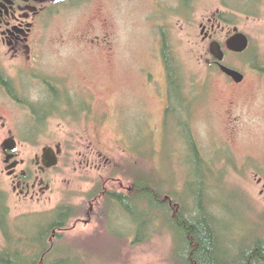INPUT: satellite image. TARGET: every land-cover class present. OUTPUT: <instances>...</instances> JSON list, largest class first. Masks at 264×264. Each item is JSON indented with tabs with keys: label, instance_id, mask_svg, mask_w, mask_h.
Masks as SVG:
<instances>
[{
	"label": "rangeland",
	"instance_id": "rangeland-1",
	"mask_svg": "<svg viewBox=\"0 0 264 264\" xmlns=\"http://www.w3.org/2000/svg\"><path fill=\"white\" fill-rule=\"evenodd\" d=\"M87 1L64 8L50 22L34 61L4 63L7 71L72 78L93 116L78 122L55 118L40 127L30 110L0 95V189L10 197L12 218L77 210L69 230L61 232L69 239L61 252L69 264H174L173 235L163 232L135 246L134 221L119 208L114 220L103 213V192L129 196L135 180L147 175L153 185L165 183L157 184L158 191L195 198L197 188L209 194L195 174L201 170L208 177L213 167L210 208L227 223L230 249L238 252L245 240L264 235V74L254 66L258 58L264 62V0ZM218 21L223 26L217 25L216 41L226 50L238 29L251 38L249 52H230L225 62L246 76L242 84L221 70L213 42L205 41L203 25ZM166 39L189 80L185 105L171 104ZM30 86L37 100L43 85ZM191 135L208 166L195 164L187 149ZM13 137L31 168L46 149H62L48 194L34 200L16 193L4 151ZM122 185L132 192L121 191ZM5 248L0 230V253Z\"/></svg>",
	"mask_w": 264,
	"mask_h": 264
},
{
	"label": "trees",
	"instance_id": "trees-1",
	"mask_svg": "<svg viewBox=\"0 0 264 264\" xmlns=\"http://www.w3.org/2000/svg\"><path fill=\"white\" fill-rule=\"evenodd\" d=\"M235 9L242 12L240 8ZM163 54L171 85V104L178 100L185 105L189 80L168 39ZM254 66L264 74V62L259 58ZM190 139L187 149L194 152L195 164L200 162L201 168L203 164L208 166L196 138L191 135ZM200 171L195 177H198L201 188H209V194L205 188L195 187V198L181 200L176 193L165 194L157 190V184L163 188L165 183L156 181L153 185L147 175H142L135 180L133 193L129 196L109 191L103 200V213L111 219L117 215L119 208L134 221L135 246L153 241L157 235L168 231L175 241L174 264H264V235L256 234V237L245 240L242 251L235 256L228 252L225 247L226 231L229 232L228 226L226 230L227 223L210 208V191L215 186H209L208 179L214 177L217 171L212 167L208 177ZM147 182L153 189L148 187ZM148 194L152 195V202L148 201ZM97 202H102V199ZM78 216L77 210L62 207L52 216L45 214L14 220L10 197L0 189V230L6 239V248L0 253V264H69L68 255L61 254L63 244L69 239L61 232L68 231L69 223ZM58 255L62 256L59 258Z\"/></svg>",
	"mask_w": 264,
	"mask_h": 264
},
{
	"label": "flooded vegetation",
	"instance_id": "flooded-vegetation-1",
	"mask_svg": "<svg viewBox=\"0 0 264 264\" xmlns=\"http://www.w3.org/2000/svg\"><path fill=\"white\" fill-rule=\"evenodd\" d=\"M87 2V0H0V95L30 110L37 126H48L55 118L77 120V122L85 121L87 118L91 120L93 116H88L89 102L87 103L86 94L82 88L77 90L72 86L70 77L44 76L45 74L38 72L7 71L4 63L7 58L14 61L28 59L34 61V54L44 42L45 32L50 22L62 15L64 8L77 7ZM217 25L218 27L223 26L221 21L217 24L212 22V27L203 25L205 41L213 43L216 41ZM229 53L227 50V57ZM216 62L220 67L217 60ZM30 79L36 85H43L39 92L41 95L36 98L37 100L30 96L32 89ZM34 92H36L35 88ZM15 154L17 158L7 165L9 155L5 152L8 168L20 163L14 171V176H10L14 179L16 193L34 200L48 194L53 188L50 181L52 172L56 168H48L44 156H39L33 163L36 168H31L28 161L21 160L18 151ZM61 155L62 153L60 160ZM24 167L26 169L21 170ZM89 167H93L92 162H89ZM125 190L132 192L131 189L128 190L122 185L121 191L125 192ZM107 193L105 190L103 195L107 197ZM93 207L95 211L96 205L93 204Z\"/></svg>",
	"mask_w": 264,
	"mask_h": 264
},
{
	"label": "water",
	"instance_id": "water-1",
	"mask_svg": "<svg viewBox=\"0 0 264 264\" xmlns=\"http://www.w3.org/2000/svg\"><path fill=\"white\" fill-rule=\"evenodd\" d=\"M252 42L251 38L241 32L239 29L236 31V34L230 39L227 44L228 51L236 54H245L251 48ZM211 53L215 60L218 61L221 70L230 78H232L238 84H242L246 80V76L233 68H230L225 65L227 60V50L225 49L224 45L219 42L215 41L211 46ZM2 126V122L0 121V128ZM20 144L17 138L13 137L9 139L4 144V151L9 155L7 165H10L16 158L17 155L15 154L19 150ZM62 153V149L57 151L54 148H48L45 150L44 158L45 164L48 168L53 169L57 168L60 165V154ZM20 166V163H17L8 168L10 176H14L15 170Z\"/></svg>",
	"mask_w": 264,
	"mask_h": 264
},
{
	"label": "bare ground",
	"instance_id": "bare-ground-1",
	"mask_svg": "<svg viewBox=\"0 0 264 264\" xmlns=\"http://www.w3.org/2000/svg\"><path fill=\"white\" fill-rule=\"evenodd\" d=\"M229 235V234H228ZM226 243H225V247L227 248L228 252L232 255V256H235L237 254H239L241 251H242V248L240 250H238V252H234L230 249V246H231V242L229 241V238L226 237Z\"/></svg>",
	"mask_w": 264,
	"mask_h": 264
}]
</instances>
